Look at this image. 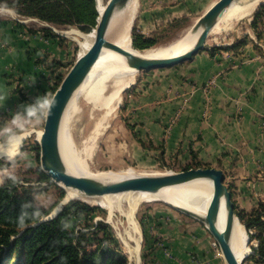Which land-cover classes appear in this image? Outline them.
Instances as JSON below:
<instances>
[{"label":"crops","instance_id":"crops-1","mask_svg":"<svg viewBox=\"0 0 264 264\" xmlns=\"http://www.w3.org/2000/svg\"><path fill=\"white\" fill-rule=\"evenodd\" d=\"M215 1L141 0L138 26L141 33L144 24L158 32L157 26L172 19L199 18ZM226 54L203 50L176 66L140 72L129 92L122 125L135 162L176 171L196 162L221 169L233 200L240 210L249 211L264 194L258 173L264 171V65L248 44L236 56ZM232 60L238 62L232 65ZM3 77L0 100L4 103ZM20 99L14 101V109H29V102ZM175 217L169 223L159 218L155 231L172 248L173 258L167 260L207 264L208 232L199 224L188 228Z\"/></svg>","mask_w":264,"mask_h":264},{"label":"rangeland","instance_id":"rangeland-1","mask_svg":"<svg viewBox=\"0 0 264 264\" xmlns=\"http://www.w3.org/2000/svg\"><path fill=\"white\" fill-rule=\"evenodd\" d=\"M100 1L103 4L108 2V0ZM262 5H264V0L249 16L233 21L230 29L210 33L205 51L211 53V51L215 50L221 56L228 51L229 54H226V56L231 57L230 52H233V55L236 56L240 48L233 50H227V48L233 46L237 41L245 40L261 56V62L264 65V10H261L256 21L257 29L252 27L255 20L254 16L260 11ZM141 8V0H138L137 12L131 31L132 45L135 22H137V30L141 31L137 21L139 13L143 10ZM199 12L202 13V10H199ZM196 17L194 16V20H191L193 23L198 19ZM174 20L176 19L165 21L166 23L157 26L155 29L158 32H155L150 27V24H144L143 30L145 33L143 35L156 37L159 40L156 46L169 45L183 37L192 27L186 25L187 22L172 26L170 23ZM32 21L48 26L47 23L40 22L38 19L23 16L14 8L0 7V76L6 75V77H3L4 82L2 85L5 87L7 95L6 102L3 103L0 100V142L5 141L14 134L26 131L31 134L30 137L26 138L21 151L17 155L0 158V185L16 181L19 192L30 191L35 204L39 208L50 210V214L43 218L42 221L52 220L57 217L70 202L81 201L92 207H98L93 213L92 222L94 225H97L100 221L107 224L110 232L117 240L119 249L126 258L127 264H135L130 260V252L123 241L124 226L119 225L122 222L127 226L126 218L121 211L128 209L127 202H121L120 207L114 210V215L110 221V211L105 206L91 204L81 199H72L64 203L63 200L67 191L52 180L41 179L43 170L41 168L38 138L39 132L43 131L45 124L47 106L44 104V98L51 99L56 82L61 76L66 75L73 66L81 52V43L85 40L84 36L90 33L84 32L80 26H70L64 30L53 27L54 32L59 37L49 38L44 31L34 32L37 27L32 26ZM156 33L157 35H154ZM178 36L179 38L176 39L175 37ZM238 60H232V65ZM139 74L140 72H137L135 80ZM112 84V82L108 83V90L112 89ZM131 89L132 85L123 91L121 103L109 116V126L104 130L103 134L98 136L93 150L88 148L90 145L89 141L95 134L96 124L104 114L105 109L95 107L94 104L82 96L79 98L78 110L71 113L72 116L67 126L72 154L77 159L86 162L92 171L125 172L133 168L136 173L177 172L162 166L152 167L143 161L135 162L133 159L134 150L126 142L127 131L125 128L123 129L122 125L127 120L125 116ZM26 94L32 98L35 96L39 97V101L43 102L41 104L43 109L41 112L35 111V113H32L34 116H31L17 112L14 109L16 105L14 101L18 100L19 97H24ZM8 95H13V98L8 100ZM30 107L31 105L29 104V109ZM179 168L180 166L176 169ZM258 173L260 174V180L264 183V171ZM259 200L254 205V208L247 211L246 214L250 216L255 212L264 216V194ZM58 207L60 210L55 212ZM173 216L182 220L188 228L194 224H199L208 232L207 236L210 244H208L209 251L207 253L211 257L208 256L207 259L209 261L207 264H226L219 246L214 245L215 239L204 224L172 208L163 201L142 202L136 212V219L143 236L140 253L141 264H164L166 262L165 259H170L166 255L164 257L163 253L165 254L166 250L172 251L171 246L165 244L163 242L165 239L158 237L155 231H158L159 218H165V221L169 223V221L173 220ZM241 222L248 235V245L251 250L245 264H264V261H261L255 253L259 245L258 229L248 226L243 221ZM81 227V225H78L77 229ZM218 260L219 263L216 262Z\"/></svg>","mask_w":264,"mask_h":264},{"label":"trees","instance_id":"trees-1","mask_svg":"<svg viewBox=\"0 0 264 264\" xmlns=\"http://www.w3.org/2000/svg\"><path fill=\"white\" fill-rule=\"evenodd\" d=\"M0 7L14 8L25 17L47 23L48 26H44L32 21V26L37 27L34 32L44 31L49 38L59 37L53 27L64 30L70 26H80L84 32L91 33L99 18L97 0H0ZM261 10H264V5L254 16L252 27L255 29ZM181 22H187L188 26L194 24L186 18L170 24L173 26ZM132 37L134 47L139 50L149 49L159 43L156 37H146L138 31L137 22ZM246 44L245 40H240L227 50L241 48ZM215 53V50L211 51V54ZM64 77L61 76L56 82L53 94ZM26 100L31 105L30 109L20 108L18 112L34 116L33 112L43 110V102L39 101L38 96H24L20 99L22 102ZM49 101L44 98L46 106ZM200 167L202 164L196 162L182 170ZM41 179L51 181L45 172H41ZM97 209L84 202L74 201L65 206L54 219L42 221L50 214V210L39 208L30 191L19 192L16 181L0 185V264H127L108 225L101 221L97 225L92 222L93 213ZM235 210L241 221L258 229L259 245L255 253L264 261L263 214L254 212L249 216L236 203ZM78 225L82 227L77 229ZM165 260L164 264H173Z\"/></svg>","mask_w":264,"mask_h":264},{"label":"water","instance_id":"water-1","mask_svg":"<svg viewBox=\"0 0 264 264\" xmlns=\"http://www.w3.org/2000/svg\"><path fill=\"white\" fill-rule=\"evenodd\" d=\"M130 1L108 0L103 12H99L98 23L93 30L95 32L93 44L83 55L79 54L51 97L46 109L44 129L38 138L41 168L53 182L65 190L72 189L80 192L84 198H97L126 192L158 194L167 187L179 186L196 180L211 181L213 194L204 215L182 205L172 202L164 203L204 224L219 246L226 264H245L247 257L238 258L232 246L233 230L236 221L240 219L236 214L235 202L232 192L226 184V174L223 170L200 167L177 172L138 173L116 179H100L74 174L67 168L60 148L62 121L72 98L89 76L104 49L120 53L126 64L137 72L176 66L192 60L194 56L206 49L211 31L236 0L215 1L190 28V33L199 32V36L191 48L183 54L167 57L140 55L135 51L126 50L108 39L107 33L112 18L117 12L124 10ZM223 208L226 212V224L221 228L220 217Z\"/></svg>","mask_w":264,"mask_h":264},{"label":"bare ground","instance_id":"bare-ground-1","mask_svg":"<svg viewBox=\"0 0 264 264\" xmlns=\"http://www.w3.org/2000/svg\"><path fill=\"white\" fill-rule=\"evenodd\" d=\"M263 0H236L230 9L219 20L212 32L228 30L233 21L249 16ZM99 12L102 13L106 7L100 0H97ZM138 0H131L128 6L117 12L111 20L108 28L107 37L118 46L135 51L136 53L149 57H167L185 53L194 44L199 36V32L190 33L188 31L183 37L166 46H154L149 49L139 50L132 45L131 28L136 16ZM85 40L81 43L80 55L89 50L95 39V32L84 36ZM137 71L129 67L124 57L113 50L104 49L99 60L91 70L85 82L78 89L72 98L62 121L60 131V148L67 168L74 174L96 177L100 179H116L128 175H136L133 168L125 172H114L107 170L92 171L86 162L74 157L70 147V140L67 132L68 122L72 112L78 110V100L82 96L87 101L94 104L95 107L105 109L104 114L99 118L95 134L90 138L89 149L93 150L98 136L103 134L109 126V116L115 111L122 101V93L130 87L135 80ZM112 82V89L108 90V83ZM42 131L39 132V137ZM30 135L28 131L11 135L5 141L0 142V158L14 157L20 151L24 140ZM64 203L72 199H81L91 204L105 206L110 211V221L112 220L114 210L119 208L121 202H127L128 209L121 210L127 221L124 226L123 241L126 244L131 259L135 264H141V242L142 230L136 219V212L139 205L145 201H163L182 205L193 209L201 214H205L213 194V183L208 180H196L187 184L172 186L163 189L158 194L147 192H126L115 195H105L97 198H84L80 192L72 189H66ZM59 207L55 210L58 212ZM53 214H55L53 212ZM226 224V212L222 209L220 217V226L223 228ZM121 231V230H120ZM232 246L238 256L242 259L250 253L248 245V235L245 227L240 220L236 221L233 235Z\"/></svg>","mask_w":264,"mask_h":264},{"label":"built area","instance_id":"built-area-1","mask_svg":"<svg viewBox=\"0 0 264 264\" xmlns=\"http://www.w3.org/2000/svg\"><path fill=\"white\" fill-rule=\"evenodd\" d=\"M214 245L217 246L216 242L214 243ZM165 255H166V257H168V258H170V259L173 258V254H172V252L169 251V250H166Z\"/></svg>","mask_w":264,"mask_h":264}]
</instances>
